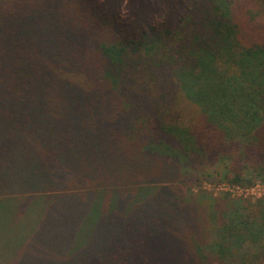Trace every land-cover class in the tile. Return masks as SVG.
Listing matches in <instances>:
<instances>
[{"label": "trees", "instance_id": "1", "mask_svg": "<svg viewBox=\"0 0 264 264\" xmlns=\"http://www.w3.org/2000/svg\"><path fill=\"white\" fill-rule=\"evenodd\" d=\"M203 182L264 186V0H0L14 229L95 243L61 264H253L264 195Z\"/></svg>", "mask_w": 264, "mask_h": 264}, {"label": "rangeland", "instance_id": "2", "mask_svg": "<svg viewBox=\"0 0 264 264\" xmlns=\"http://www.w3.org/2000/svg\"><path fill=\"white\" fill-rule=\"evenodd\" d=\"M211 168L207 167L204 173H209ZM216 168V167H215ZM219 169V167H217ZM182 173V172H181ZM176 182V180H173ZM188 186V184H186ZM185 191V190H183ZM192 195L198 196V192H204V194H213L215 196L221 195L223 192L229 193L232 198H244L252 199L264 194V186L259 182H253L250 186L237 187L230 185L225 182L209 183L203 182L199 187H190ZM8 204L12 205V201H8ZM20 203V202H19ZM79 203V202H78ZM78 203H73L71 207L76 208ZM25 204L20 203L21 208ZM72 209V208H71ZM87 210V209H86ZM0 211V264H57L63 263L62 259H69L75 257L77 245L81 246H93L95 243L83 244L75 240L79 234L76 235L75 239L68 241H62L58 247H50L52 240L49 235L41 231L38 226L18 227L14 229L13 223L10 220L8 213H2ZM58 213L64 215L68 212L66 207H58ZM39 216H34V219L27 221L28 223H36ZM81 219H75L76 224H79L85 218L80 213ZM39 220V219H38ZM42 225L47 221V217L40 219ZM19 221V218H18ZM20 223V221H19ZM89 229V227H87ZM90 233H94V229L91 228ZM81 234V233H80ZM11 235V236H10ZM59 238L60 235H57ZM88 236V235H87ZM81 238H85V233L81 235ZM10 239V240H9ZM6 240L9 244L7 245ZM57 259V260H56ZM253 264H264V250L255 256ZM67 264V263H66Z\"/></svg>", "mask_w": 264, "mask_h": 264}, {"label": "built area", "instance_id": "3", "mask_svg": "<svg viewBox=\"0 0 264 264\" xmlns=\"http://www.w3.org/2000/svg\"><path fill=\"white\" fill-rule=\"evenodd\" d=\"M262 195H264V194H262ZM262 195H261V196H262ZM258 197H260V196H258ZM258 197H255V198H258Z\"/></svg>", "mask_w": 264, "mask_h": 264}]
</instances>
